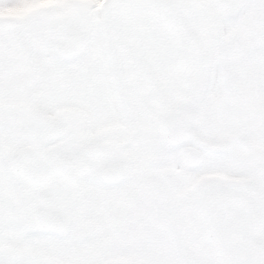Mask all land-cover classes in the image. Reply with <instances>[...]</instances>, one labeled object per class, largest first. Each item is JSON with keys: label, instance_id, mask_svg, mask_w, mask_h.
Segmentation results:
<instances>
[{"label": "snow or ice", "instance_id": "snow-or-ice-1", "mask_svg": "<svg viewBox=\"0 0 264 264\" xmlns=\"http://www.w3.org/2000/svg\"><path fill=\"white\" fill-rule=\"evenodd\" d=\"M0 264H264V0H0Z\"/></svg>", "mask_w": 264, "mask_h": 264}]
</instances>
